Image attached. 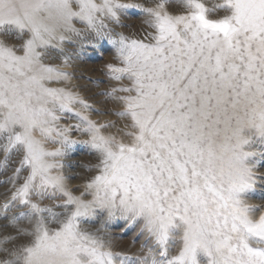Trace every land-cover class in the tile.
Listing matches in <instances>:
<instances>
[{"label":"snow or ice","instance_id":"1","mask_svg":"<svg viewBox=\"0 0 264 264\" xmlns=\"http://www.w3.org/2000/svg\"><path fill=\"white\" fill-rule=\"evenodd\" d=\"M129 8L152 29L142 38L104 22L119 24ZM77 23L115 46L109 78L130 84L104 95L123 105L113 112L122 125L90 119L100 110L52 86L70 73L46 61L68 63L62 45L81 34ZM66 113L77 122L61 125ZM74 131L89 139H71ZM257 141L264 145V0H0V172L18 156L7 179H22L3 205L15 234L0 237V264H264V211L245 199L258 183L257 153L246 150ZM78 143L96 163L82 165L91 175L74 195L79 186L67 181L77 174L65 173L62 158ZM117 218L142 221L133 243L147 233L145 256L111 250Z\"/></svg>","mask_w":264,"mask_h":264},{"label":"rangeland","instance_id":"2","mask_svg":"<svg viewBox=\"0 0 264 264\" xmlns=\"http://www.w3.org/2000/svg\"><path fill=\"white\" fill-rule=\"evenodd\" d=\"M100 0H97L99 3ZM122 4H140L145 7L150 6V0H119ZM206 6H211L213 3L222 2V0H203ZM120 17V23L116 24L111 20L105 19V24L108 29L114 30L116 33H124L125 35L131 36L132 38H142L145 35V29L152 31L147 25L143 24L146 18L136 8H129L127 10L118 13ZM77 28L83 31L79 36L75 34H68V38L74 43L65 42L62 47L70 57L68 63L64 62L63 56H57L50 62L58 67L64 68L70 73L69 80L61 83L54 84L52 86L67 87L70 91L79 95L80 98L85 100L88 104L92 105L93 108L99 109L100 111H88L85 114L90 119L99 123L112 120L116 121L118 125H122L125 121L113 115L115 110H119L123 107L121 103L113 98H108L104 95L105 92L111 91L112 87L119 84L127 86L130 84L126 78L122 81H114L109 78L108 75V64H118L115 59V46L109 42L107 37H97L94 31L86 29L85 25L77 23ZM113 39L118 37H112ZM83 45V48H81ZM117 95H126V93H117ZM74 110H81L79 104L73 105ZM65 119H62L59 123L61 125L75 124L77 120L72 116L71 113L65 114ZM71 139L77 141H86L89 139L87 134L80 132H73ZM2 143V142H0ZM49 150L59 147L58 144L47 145ZM247 151H254L257 155L250 160V164H255L253 172L255 173L258 183L256 184L255 190L250 191L245 197L246 201L250 204L261 205L260 211H264V157L260 155L264 152V145H260L259 142L246 149ZM17 163H14L6 172H0V211H4L3 205L8 198L11 197L12 192L15 191V187H18L22 183V179L17 181L14 186L8 181V177L12 175V172L16 166H18V156L13 157ZM0 159H3V152L0 151ZM63 162L66 165L64 171L66 174L75 173L76 178L67 181L68 186H79V190L74 192V195H79V191L83 189V179L81 177L91 175L86 172L82 167L83 164L96 163L94 155H89V146L78 143L73 145L70 154L63 157ZM90 199L91 197H87ZM56 201L44 200L43 204H51ZM21 209H12L9 213L11 216L13 213L20 211ZM259 211L255 213L258 216ZM6 220V219H5ZM8 224V220L6 223ZM3 224V225H5ZM27 224V221H24ZM142 221L140 223H128L124 219H114L108 226V231L112 233L113 243L111 250L114 252H123L130 256H145L149 251V246L152 245V241L149 239L148 243L142 248L141 244L145 241L147 233L143 235H137L135 242L133 243L134 234L138 233ZM99 221L94 225H84V227H98ZM15 234L13 227L8 224L7 228L0 227V237L6 234ZM181 244L177 238V243L171 247L169 256L177 255Z\"/></svg>","mask_w":264,"mask_h":264},{"label":"bare ground","instance_id":"3","mask_svg":"<svg viewBox=\"0 0 264 264\" xmlns=\"http://www.w3.org/2000/svg\"><path fill=\"white\" fill-rule=\"evenodd\" d=\"M2 214H3V210L0 211V225H3L6 223V220L3 218Z\"/></svg>","mask_w":264,"mask_h":264}]
</instances>
